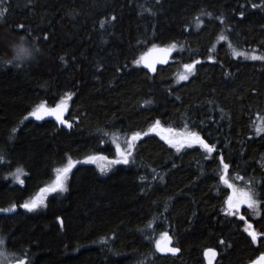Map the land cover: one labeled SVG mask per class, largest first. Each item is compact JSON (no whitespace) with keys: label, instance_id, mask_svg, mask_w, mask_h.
<instances>
[{"label":"trees","instance_id":"1","mask_svg":"<svg viewBox=\"0 0 264 264\" xmlns=\"http://www.w3.org/2000/svg\"><path fill=\"white\" fill-rule=\"evenodd\" d=\"M3 8L0 60L12 59L21 37L33 50L0 63V209L16 205L0 211V238L14 259L207 264L213 248L215 264H249L264 252V236L253 243L238 212L225 213L232 190L220 180L223 155L230 182L257 194L260 215L247 205L241 214L264 234V60L234 54L264 55V0H2ZM173 44V62L153 75L134 63L154 45ZM65 97L71 128L28 117ZM157 120L199 133L216 151H177L149 133ZM133 132L144 135L129 163L102 175L85 161L114 159L112 134ZM69 159L67 191L44 209L21 207ZM17 168L23 184L11 179ZM163 232L178 255L155 249Z\"/></svg>","mask_w":264,"mask_h":264},{"label":"snow or ice","instance_id":"2","mask_svg":"<svg viewBox=\"0 0 264 264\" xmlns=\"http://www.w3.org/2000/svg\"><path fill=\"white\" fill-rule=\"evenodd\" d=\"M2 2V0H0ZM253 7H256V5H253ZM7 13V9L3 8L0 9V19H3L5 14ZM207 15H211V13H207ZM243 15V13H241ZM113 19H115L113 17ZM103 26V25H102ZM19 28H23V25L18 26ZM47 37H45L46 39ZM221 39H225V37L221 36ZM24 38H20V43L14 46V55L11 60H0V63L3 64H9V63H16L26 60L27 58L31 57L33 55V50L26 47L23 43ZM176 47L175 44L171 45L167 48H157V46H153V48L150 50L148 54L142 55L140 58L136 59L134 63L141 64L144 63L146 67H148L151 71L155 72L156 67L155 64L158 62L157 59H149L151 52H159L162 54V57L159 62H166L163 58L166 57L169 53L173 51V49ZM235 55H245L249 59L253 60H264V55L257 56L255 54L248 55L247 53H240L236 52L234 49ZM63 59V57H61ZM209 59H212L210 56ZM199 61H193L191 64H185L183 67L185 69V74H181L179 76L180 80H187L188 75L187 73H191L195 65L198 64ZM70 97H65L64 100H61L59 103L55 105V107H47L45 104L41 103L38 105L32 112L29 113L30 116H34L37 119H43L44 116H55L56 120L59 121L61 124L67 125L69 128L72 127V124L64 119V112L67 111V103L66 100ZM160 127V122L157 120L155 124L150 127L149 131H156L157 128ZM15 131V129H13ZM169 133H174L173 129H167L166 130ZM258 132H264V128H258ZM144 135V133L141 132H133L131 136L126 140V149H121V146L119 144L116 145V152L118 155V159L110 161V163L113 164H119L129 163V157L132 155V151L134 149V142L139 140L141 136ZM179 138H173L171 136L165 137L167 142L171 144L173 147L179 151L181 148L187 146H191L193 144L200 145L206 153H214L216 151V145L209 144L202 136H200L197 132H187V133H179L177 134ZM108 158L105 156H96L91 155L86 157V160L95 162L97 160H107ZM0 161H3V157L0 156ZM74 161L71 159L68 160L66 166H64L61 169H57V175L54 183L51 186L42 188L40 190V195H37L33 197L29 201H25L21 207L24 209H27L28 211H33L40 207L44 203V193H50V192H57L59 191H65L66 190V184L65 181L67 180L68 174L71 172ZM220 163L223 166V174L220 176V180L227 185L228 188H230L231 194L227 197L225 204L226 207L224 208V211L227 215H236L237 212H239L242 205H247L249 209H253L256 215H260V201L256 199V193L252 190V188L249 186L247 190L245 188H238L234 183L230 182L228 177V171H229V165L227 163H224V157L223 155L220 156ZM104 167L101 168V171H104ZM23 170L20 168H17L15 175V179L19 181L20 184L24 183V180L21 179V174ZM237 179L242 180L243 177H237ZM251 182H249V185ZM16 208V205L13 204L9 208L0 209L2 212H12ZM241 221H245L247 226L245 228V231L248 233V235L251 237V240L253 243H256L258 241V238L261 236H264V234L257 233V231L253 228V225L250 222H247L245 217L241 215L239 217ZM61 223H63L61 221ZM171 236L168 234V232H163L160 234L159 238L155 240V249L161 253H172L175 254L179 252L180 250L175 247H171ZM4 244L3 238H0V245ZM217 253L216 250L213 248L205 249L204 256L207 258L208 264H213V260L215 259ZM0 257H3V264H8L7 257L4 254V252L0 251ZM16 264H30V261L27 258L24 259H17ZM251 264H264V253H261L259 257H257L255 260L251 262Z\"/></svg>","mask_w":264,"mask_h":264},{"label":"rangeland","instance_id":"3","mask_svg":"<svg viewBox=\"0 0 264 264\" xmlns=\"http://www.w3.org/2000/svg\"><path fill=\"white\" fill-rule=\"evenodd\" d=\"M244 53H247L249 56L250 55H252V54H255V53H253V52H244ZM256 55V54H255ZM245 58H247L245 55H243ZM258 56V55H257ZM28 117H30V118H34V119H37L36 117H34V116H28ZM45 117V116H44ZM65 119V118H64ZM167 129H173L174 130V133H169V132H167L166 130ZM187 132H191V131H189V130H186V129H174V128H172V127H165V126H163V125H161L160 124V127L159 128H157V130L156 131H149V133H152V134H155V135H157L160 139H162L163 141H165L166 143H168L167 142V140L165 139V137H167V136H171V137H173V138H179L178 137V135L177 134H179V133H187ZM131 135H125V134H120V133H114V134H112V136H111V139H112V141H113V144H114V146H115V148H116V145L117 144H119L120 146H121V149H123V150H127L126 149V140L130 137ZM136 142V141H135ZM134 142V143H135ZM169 144V143H168ZM169 145H171V144H169ZM172 146V145H171ZM191 146H200V145H198V144H193V145H191ZM191 146H185V147H183V148H187V147H191ZM183 148H181V149H183ZM96 156H99V155H96ZM119 157H118V155H117V152H116V157L114 158V159H111V160H109V159H107V160H97V161H95V162H92V161H88V160H85V161H87V162H91V163H93V164H95L96 166H97V168H98V170L100 171V173L102 174V175H108L109 173H111V171H113V169H114V167H115V165L116 164H113V163H110V161H112V160H115V159H118ZM76 163V162H75ZM75 163H74V165H75ZM122 163V162H121ZM67 164V163H66ZM66 164L64 165V166H66ZM64 166H60V167H58V168H56L55 170H54V177H53V179L45 186V187H48V186H51L53 183H54V181H55V179H56V175H57V169H61V168H63ZM102 167H104V171H101V168ZM17 170V169H16ZM16 170L15 171H13L12 173H11V179L13 180V182L14 183H19V181L18 180H16L15 179V173H16ZM22 174H23V172H22ZM22 174H21V179H22ZM69 175H70V173L68 174V177H67V180L65 181V184H66V190L65 191H57V192H50V193H44L43 195H44V203L40 206V207H38L37 209H35V210H39V209H44V208H46V206H47V199L51 196V195H53V194H58V195H60V194H64L66 191H67V188H68V180H69ZM44 187V188H45ZM41 193H38L37 195H40ZM37 195H34L33 197H35V196H37ZM32 197V198H33ZM31 198V199H32ZM31 199H29V200H31ZM28 200V201H29ZM0 251H2V252H4V254L6 255V257H7V261H8V264H12L13 262H15V260L16 259H14L13 258V256L12 255H10L7 251H6V249H5V246H4V244H2V245H0ZM0 264H3V257H0Z\"/></svg>","mask_w":264,"mask_h":264},{"label":"water","instance_id":"4","mask_svg":"<svg viewBox=\"0 0 264 264\" xmlns=\"http://www.w3.org/2000/svg\"><path fill=\"white\" fill-rule=\"evenodd\" d=\"M168 46H165V45H162V46H157V48H167ZM152 49V48H151ZM150 49V50H151ZM150 50H148L146 53H144V54H148L149 52H150ZM175 53H176V50H175V48L173 49V51L171 52V53H169L166 57H164L163 59L166 61V62H159L160 61V59H161V57H162V54L161 53H159V52H151L150 53V56H149V59H153V58H155V59H157V63L155 64V67H156V71L155 72H153V71H151L148 67H146V65L144 64V63H141V66H142V68L143 69H145L147 72H149L151 75H153V74H155L156 72H157V69L159 68V67H162V66H166V65H168V64H170V63H172L173 62V56L175 55ZM143 54V55H144ZM244 205H242L241 206V208L243 207ZM241 208H240V210H241ZM239 210V211H240ZM240 216V215H239ZM169 234V233H168ZM170 235V234H169ZM171 236V235H170ZM171 244H170V246L171 247H175V248H178V247H176V246H174V240H173V237L171 236ZM179 249V248H178ZM159 254H161V255H178L179 253H180V251L179 252H177V253H175V254H172V253H161V252H159V251H157ZM216 253H217V255H216V257H215V259L213 260V264H215V262H216V260H217V258H218V252L216 251ZM264 253V252H263ZM260 256V255H259ZM258 256V257H259ZM257 258V257H256ZM255 258V259H256ZM205 259H206V261H207V258L205 257ZM254 259V260H255ZM252 262V261H251ZM251 262L249 263V264H251ZM14 264H16V262L14 263ZM207 264H208V261H207Z\"/></svg>","mask_w":264,"mask_h":264},{"label":"bare ground","instance_id":"5","mask_svg":"<svg viewBox=\"0 0 264 264\" xmlns=\"http://www.w3.org/2000/svg\"><path fill=\"white\" fill-rule=\"evenodd\" d=\"M16 262V261H15ZM15 262H13L12 264H14Z\"/></svg>","mask_w":264,"mask_h":264}]
</instances>
